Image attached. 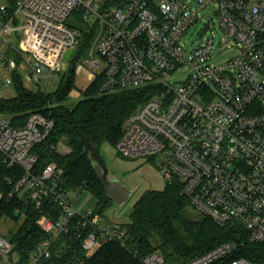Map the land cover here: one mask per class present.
<instances>
[{"label": "built area", "instance_id": "obj_1", "mask_svg": "<svg viewBox=\"0 0 264 264\" xmlns=\"http://www.w3.org/2000/svg\"><path fill=\"white\" fill-rule=\"evenodd\" d=\"M11 2L12 13L9 3L0 7L5 68L31 84L60 74L84 38L70 23L78 12L88 24L86 33L95 30V36L77 72L86 66L95 69L90 81L103 75L102 93L144 86L157 90L126 120L118 153L153 160L167 183L180 184L189 207L222 227L239 225L252 245L221 243L188 261H167L154 252L143 264H264V0ZM209 5L217 9L220 45L231 43L228 48L235 49L224 63L214 61L215 21L201 15ZM200 26L203 41L188 50L185 39ZM17 35L18 46L13 43ZM184 70L189 71L187 79L172 84L171 77ZM4 100L0 91V104ZM54 126L41 112L17 123L0 111V164L22 171L0 184V202L18 196L41 210L45 199H52L61 208L59 217L38 220L49 238L26 264L50 258L55 239L70 234L75 223L80 227L75 239L90 252L108 242L125 244L128 238L123 224L103 226L94 210L75 209L72 194L78 190L61 186L63 171L55 163L40 167L35 148ZM13 249L0 236V258L8 259ZM242 251L250 258L235 257Z\"/></svg>", "mask_w": 264, "mask_h": 264}, {"label": "trees", "instance_id": "obj_2", "mask_svg": "<svg viewBox=\"0 0 264 264\" xmlns=\"http://www.w3.org/2000/svg\"><path fill=\"white\" fill-rule=\"evenodd\" d=\"M7 1L12 13V2ZM70 20L71 25L73 23L84 32V38L57 90L46 93L29 89L22 77L15 74L16 96L4 100L0 111L17 123H23L33 112H41L54 121L49 138L35 148L40 167L55 163L63 171L61 186L67 191L90 192L98 203L94 212L103 217L114 203L92 165L94 156L86 138L99 151L104 144L116 148L126 120L157 90L144 86L102 93L104 79L103 75H98L83 92L82 100L73 105L66 104L76 88L77 64L86 56L95 36V30L86 33L88 24L81 20L78 12L72 14ZM21 172L19 168L8 169L0 164V184ZM188 208L189 202L182 194L180 184L167 183L163 190L147 191L133 205L130 221L123 225L128 235L125 244L108 242L90 252L81 240L75 239L80 228L75 223L70 234L55 239L50 258L41 259L38 264H143L142 259L154 252L161 253L167 261H188L221 243L246 242L247 248L252 247L248 233L239 225L222 227L207 217L194 218L189 215ZM60 214L61 208L52 199H45L41 210L18 196L2 200L0 220L8 218L18 222L24 217L10 239L14 246L10 259L15 256L19 264H26L36 248L49 238L41 230L38 220L47 215L57 218ZM235 257L250 258L245 251Z\"/></svg>", "mask_w": 264, "mask_h": 264}, {"label": "rangeland", "instance_id": "obj_3", "mask_svg": "<svg viewBox=\"0 0 264 264\" xmlns=\"http://www.w3.org/2000/svg\"><path fill=\"white\" fill-rule=\"evenodd\" d=\"M7 4V0H0V7ZM216 11L217 9L215 5H209L201 12V15L206 21L211 19L215 21L214 30L216 31L217 39L214 44V61L215 63L219 64L229 60V58L234 55L235 49L228 48V45L231 43H224L223 45H220L222 36L218 27ZM75 21L76 20H72V22ZM2 26L3 18L0 12V29ZM200 28L201 26L186 37L185 40L188 41V44L186 45L188 50L193 49L194 45L203 41L198 37ZM19 42L20 36L17 35L13 39V43L14 45L18 46ZM5 48L6 44L2 42L0 44V56ZM10 55L13 56L11 52ZM4 64L5 62L3 60H0V91L5 98L12 99L16 96L15 82L12 75L13 71L7 70ZM71 65L72 61L70 60L60 74H53L50 81L44 80L40 84H31L27 81L23 82L29 89H40L46 93H53L57 90L61 79L66 75ZM94 71L95 69H93L92 67L86 66L84 68V71L77 72L76 88L71 93L70 98L66 104L73 105L84 98L83 92L92 83V81H90L89 79V76ZM22 72L25 73L24 70ZM188 74V70L176 73L171 77V83L173 84L177 82L178 78H181L180 81H185L188 77ZM10 77L12 78V83L7 85L5 81ZM100 154L105 161L106 167L110 171L112 179L116 180L120 185L126 187L131 192L127 201H125L123 204L114 203L106 211L105 215L101 217V224L108 225V223L113 220L119 224L121 223L123 225H126L130 221L131 209L137 202V200L149 190H163L167 184L166 179L160 173L157 164L151 159L147 158L145 160H142L124 158L118 153L117 149L114 146H111L109 144H104L101 147ZM72 198L75 201V209L83 213L89 210H95L98 204L97 199L88 191L78 190L77 192L72 194ZM188 213L191 217L194 218H204V216L200 215L191 207L188 208ZM23 220L24 217H21L18 222H15L8 218H2L0 220V236L10 241L12 235L17 231ZM16 260L17 259L15 258V256L12 258V260L9 257L8 259L1 261L0 264H14Z\"/></svg>", "mask_w": 264, "mask_h": 264}, {"label": "water", "instance_id": "obj_4", "mask_svg": "<svg viewBox=\"0 0 264 264\" xmlns=\"http://www.w3.org/2000/svg\"><path fill=\"white\" fill-rule=\"evenodd\" d=\"M206 30L207 29L203 30L201 36L205 33ZM71 54V51L68 52L66 54V59H69ZM86 141L88 142V145L92 151V155L94 156V158L92 159V165L100 182L104 186L108 197L112 200L113 203L123 204L125 201H127L131 192L126 187L120 185L116 180L112 179L110 171L106 167L105 161L102 158L100 151L92 143H90L87 138ZM1 261H3V258H0V262Z\"/></svg>", "mask_w": 264, "mask_h": 264}, {"label": "crops", "instance_id": "obj_5", "mask_svg": "<svg viewBox=\"0 0 264 264\" xmlns=\"http://www.w3.org/2000/svg\"><path fill=\"white\" fill-rule=\"evenodd\" d=\"M112 222H115V221L111 220L110 223H108V224H111ZM103 226H106V225H103Z\"/></svg>", "mask_w": 264, "mask_h": 264}]
</instances>
